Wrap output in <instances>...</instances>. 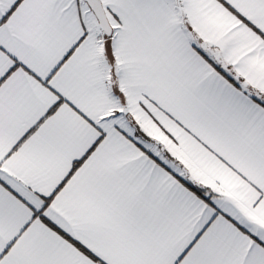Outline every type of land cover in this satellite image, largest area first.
Masks as SVG:
<instances>
[{
	"label": "snow or ice",
	"instance_id": "obj_1",
	"mask_svg": "<svg viewBox=\"0 0 264 264\" xmlns=\"http://www.w3.org/2000/svg\"><path fill=\"white\" fill-rule=\"evenodd\" d=\"M0 264H264V0H0Z\"/></svg>",
	"mask_w": 264,
	"mask_h": 264
}]
</instances>
